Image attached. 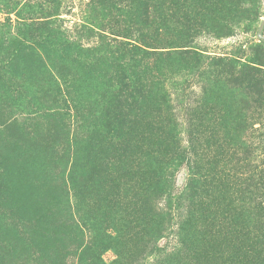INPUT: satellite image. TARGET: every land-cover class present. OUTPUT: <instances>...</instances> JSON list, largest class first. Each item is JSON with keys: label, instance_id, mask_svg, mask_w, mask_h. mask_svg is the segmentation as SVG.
<instances>
[{"label": "trees", "instance_id": "obj_1", "mask_svg": "<svg viewBox=\"0 0 264 264\" xmlns=\"http://www.w3.org/2000/svg\"><path fill=\"white\" fill-rule=\"evenodd\" d=\"M107 1L121 12L129 7L127 0ZM9 2L21 20L17 27L9 18V34L30 27L22 11L44 8L33 0ZM39 24V30L48 25ZM95 25L106 36L83 56L94 62L92 70L105 68L86 113L65 105L22 120L5 112L6 95H0V264H264L247 254L255 248L249 238L223 229L236 218L244 225L249 220L225 203L220 222L213 202L204 199L207 175L194 146L200 108L186 109V124L170 103L165 116L156 115L149 82L138 74L148 68L142 27L116 34ZM9 55L8 61L19 56ZM26 68L34 77L46 66L28 60ZM67 71L49 80L59 95L74 87ZM170 234L173 245H160ZM106 249L115 254L110 261Z\"/></svg>", "mask_w": 264, "mask_h": 264}, {"label": "rangeland", "instance_id": "obj_2", "mask_svg": "<svg viewBox=\"0 0 264 264\" xmlns=\"http://www.w3.org/2000/svg\"><path fill=\"white\" fill-rule=\"evenodd\" d=\"M36 1L44 3L42 10L20 15L31 19L26 20L31 23L27 31L15 33L12 28L9 34V18L17 27L21 20L9 0H0V61L6 60L0 65V95H6L5 112L22 120L65 105L75 114L86 113L87 101L99 93L105 68L101 64L97 72L92 70L94 62L87 63L83 56V51L102 46L105 31L95 24L116 34L142 27L139 40L148 53L143 65L148 68L138 74L149 82L151 109L163 117L173 106L186 124V109L200 108L194 146L207 175L203 198L213 202L220 222L225 203L237 208L249 220L247 225L236 218L223 229L239 238L245 235L255 245L247 254L264 258V0H127L124 12L107 0L101 5L99 0ZM44 22L48 25L39 30ZM10 52L26 60L15 55L8 61ZM28 60L46 66L45 71L32 77ZM66 70L74 86L70 96L54 92L49 82ZM120 106L126 111L128 104L122 100ZM186 176V166L181 167L179 189ZM174 242L170 234L160 245ZM114 257L106 249L105 259Z\"/></svg>", "mask_w": 264, "mask_h": 264}]
</instances>
